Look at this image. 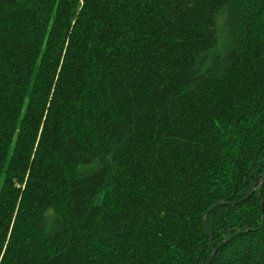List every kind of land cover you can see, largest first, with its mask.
<instances>
[{"label":"trees","instance_id":"obj_1","mask_svg":"<svg viewBox=\"0 0 264 264\" xmlns=\"http://www.w3.org/2000/svg\"><path fill=\"white\" fill-rule=\"evenodd\" d=\"M263 174L264 0H0V264H264Z\"/></svg>","mask_w":264,"mask_h":264},{"label":"water","instance_id":"obj_2","mask_svg":"<svg viewBox=\"0 0 264 264\" xmlns=\"http://www.w3.org/2000/svg\"><path fill=\"white\" fill-rule=\"evenodd\" d=\"M264 178V174H263V176H262V179ZM262 181V180H261ZM214 251H213V253L211 254V256L209 257V259H208V261L206 262V264H210V261H211V259H212V257L214 256Z\"/></svg>","mask_w":264,"mask_h":264}]
</instances>
